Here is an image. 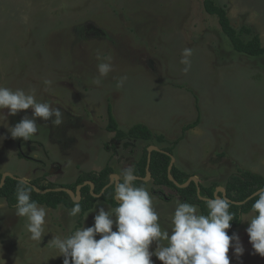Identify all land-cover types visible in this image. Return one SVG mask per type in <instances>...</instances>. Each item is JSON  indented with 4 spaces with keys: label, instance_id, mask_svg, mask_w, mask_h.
<instances>
[{
    "label": "rangeland",
    "instance_id": "obj_1",
    "mask_svg": "<svg viewBox=\"0 0 264 264\" xmlns=\"http://www.w3.org/2000/svg\"><path fill=\"white\" fill-rule=\"evenodd\" d=\"M217 3L236 29L253 27L264 45V0ZM186 48L192 50L187 73L181 63ZM101 62L112 65L107 76L98 73ZM121 77L126 80L118 87ZM0 87L23 89L63 115L59 126L54 117L36 118L37 133L24 141L11 138L8 128L25 115L31 118L32 110L7 116L0 109V136L6 137L0 138V175H45L68 185L83 171L110 164L122 180L123 169L134 167L151 141L115 140L107 129L109 104L122 129L144 123L164 134L167 140L152 145L173 146L174 165L203 185L225 187L238 167L264 174V55L235 50L204 0H0ZM198 117L200 123L184 134ZM146 189L162 230L170 232L182 197L151 179ZM40 206L47 215L42 239L35 241L27 217L0 198V264H63L52 239L92 226L100 207L115 208L99 199L81 217L69 215L64 205ZM255 215L245 213L240 226L226 230L238 234L244 247L237 258L230 245V264H264L246 232ZM155 249L153 242L150 251ZM152 261L163 264L155 256Z\"/></svg>",
    "mask_w": 264,
    "mask_h": 264
},
{
    "label": "clouds",
    "instance_id": "obj_2",
    "mask_svg": "<svg viewBox=\"0 0 264 264\" xmlns=\"http://www.w3.org/2000/svg\"><path fill=\"white\" fill-rule=\"evenodd\" d=\"M191 54V49L183 50L181 63L185 65V73L191 68L188 59ZM97 70L100 76H107L112 71V65L101 62ZM124 80L126 77L120 78L118 87L123 86ZM44 83L49 84L50 81L45 80ZM94 83L99 84L100 80L96 79ZM0 109H7V116H14L21 110H32L31 118L25 115L15 126L8 128L13 139L31 140L38 131L36 118L48 121L54 117L52 123L55 126L63 122L58 107L38 102L34 94L23 89L13 91L0 87ZM0 138L3 140L6 137ZM122 177V182L118 180L115 185L117 207L107 211L100 207L92 226L77 228L64 239H52L59 256H63V264H153L152 256L163 264H230V245L237 258L243 255L244 247L238 234L229 236L226 231L235 218V213L229 211L230 201L227 199L217 197L207 201V215L199 214L196 205L177 200L169 232L162 230L158 222L159 214L149 191L143 186H134L136 176L133 166L123 169ZM31 191L23 183L17 187L16 215L27 217L30 239L39 241L44 233L47 211L31 199ZM256 195L258 199L252 205V211L257 215L248 222L246 232L254 252L264 257V188ZM80 211L81 206L76 203L69 215L76 216ZM153 242L156 249L150 251Z\"/></svg>",
    "mask_w": 264,
    "mask_h": 264
},
{
    "label": "trees",
    "instance_id": "obj_3",
    "mask_svg": "<svg viewBox=\"0 0 264 264\" xmlns=\"http://www.w3.org/2000/svg\"><path fill=\"white\" fill-rule=\"evenodd\" d=\"M204 6L209 14L218 17L222 31L230 39L235 50L250 56L264 55V45L261 36L253 29V27L244 25L240 30L236 29L231 23L225 6L218 4L217 0H204ZM107 111L109 119L107 129L115 132V140L123 141L126 139H135L151 141L144 148L142 156L134 163L133 167L134 175L136 176V180L133 182L134 186H143L146 188L148 181L144 178L147 176L148 148L152 145V141L156 140L158 142H163L167 140L166 136L162 133L155 132L151 127L144 123H136L127 130L122 129L113 112L111 104L108 105ZM199 123L200 117H198L193 123L184 126V134L188 129L197 126ZM184 134L179 136L174 144L178 143L184 137ZM115 146L116 144L113 143V147ZM162 149L164 151L153 150L151 152L149 170L151 172L152 182L158 186H168L177 189L183 202L199 206L202 214L207 215L208 200H204L201 197L215 199V192L219 184L214 182L207 186L199 182L195 183L194 181H191V183L185 187H178L168 176V168L172 160L174 147L167 146L162 147ZM20 156L26 157L22 152H20ZM113 173H115V168L110 164H107L98 171H83L74 183L68 185L49 181L46 179L45 175L36 177L30 180L29 183L7 176L4 185L0 188V198H4L10 207L16 206V189L21 183H23L25 186L32 189L30 194L31 199L37 202L38 205H46L51 208H57L59 205H64L67 208L72 209L76 203H79L81 206L80 216L82 217L88 210H91L95 206L99 199H102L113 207L118 206L114 195L116 182L111 183V175ZM171 174L174 180L180 184L185 183L192 176L191 174L180 170L175 165L171 170ZM1 179L2 175H0V183ZM86 181L93 182V190L90 184H85ZM120 182H122V180H120ZM80 185H82V187L80 189L81 198L79 200H74L70 194L64 190H55L59 187H66L77 193V188ZM35 187H38L41 190H50L45 193H40L35 190ZM104 188L106 189L104 190ZM199 188L200 195L198 194ZM261 188H264V176L260 173L238 167V171L233 172L228 176L225 183L226 197L230 199L228 200L230 201L229 211L235 213L234 220L230 222L231 227L240 226L243 222V215L252 212V205L255 203L256 199H258V196L250 199L248 198ZM99 194H101L100 197L97 196ZM219 195L222 196V192H219ZM161 196L168 199L164 193H162ZM234 201H240L242 203L236 204Z\"/></svg>",
    "mask_w": 264,
    "mask_h": 264
},
{
    "label": "water",
    "instance_id": "obj_4",
    "mask_svg": "<svg viewBox=\"0 0 264 264\" xmlns=\"http://www.w3.org/2000/svg\"><path fill=\"white\" fill-rule=\"evenodd\" d=\"M148 150H149V155H148V163H147V176L144 178L146 181H148L149 179H151V172H150V170H149L150 163H151V152H152L153 150L164 151L162 148H160V147H158V146H156V145H150L149 148H148ZM167 153L170 154L169 152H167ZM171 155H172V154H171ZM174 161H175V158H174V156L172 155V160H171V162H170V164H169V168H168V176H169V178H170L172 181H174V183H175L178 187H185V186H187L188 184H190L191 181H194V179H195L194 182H195V183H198V181L196 180L195 176H191V177H190L185 183H183V184H180V183H178L176 180H174V178H173V176H172V174H171V170H172V168H173V166H174ZM7 176H10V177H13V178H15V179H18V180H21V181H24V182L29 183L28 180H26V179H24V178H22V177L15 176V175H13V174L7 172V173L3 174V176H2L1 183H0V188L4 185ZM118 180H119L118 175H117L116 173H113V174L111 175V183H113V182H117ZM119 181H120V180H119ZM111 183H110V185H111ZM85 184H90L91 187H92V190L94 189V184H93V182H91V181H86ZM81 187H82V185L78 186V188H77V193H75L72 189H70V188H66V187H59V188H56L55 190H64V191H66L67 193H69L70 196H71L74 200H79V199L81 198V191H80ZM105 189H106V188H104V190H105ZM35 190L38 191V192H40V193H45V192L49 191L50 189L41 190V189H39L38 187H35ZM259 190H260V189H259ZM259 190H257L256 192H254V193H253L248 199L257 196L256 193H258ZM219 192H222V196L219 195ZM76 194H77V195H76ZM198 194L200 195V188L198 189ZM76 196H78V197H76ZM97 196L100 197L101 194H99V195H97ZM217 197L225 198V199H227V200H230V199H228V198L226 197V189H225V187H222V186H218L217 189H216V192H215V198H217ZM201 198L204 199V200H208V201L211 200V199H209V198H203V197H201ZM234 203H236V204H241L242 202H240V201H234Z\"/></svg>",
    "mask_w": 264,
    "mask_h": 264
},
{
    "label": "crops",
    "instance_id": "obj_5",
    "mask_svg": "<svg viewBox=\"0 0 264 264\" xmlns=\"http://www.w3.org/2000/svg\"><path fill=\"white\" fill-rule=\"evenodd\" d=\"M174 158H175V156H174ZM254 171V170H253ZM254 172H257V173H260L259 171H254ZM260 174H262V173H260ZM3 175V174H2ZM263 176H264V174H262Z\"/></svg>",
    "mask_w": 264,
    "mask_h": 264
},
{
    "label": "flooded vegetation",
    "instance_id": "obj_6",
    "mask_svg": "<svg viewBox=\"0 0 264 264\" xmlns=\"http://www.w3.org/2000/svg\"><path fill=\"white\" fill-rule=\"evenodd\" d=\"M28 181H30V180H28Z\"/></svg>",
    "mask_w": 264,
    "mask_h": 264
}]
</instances>
